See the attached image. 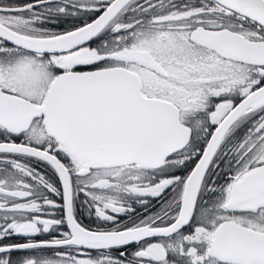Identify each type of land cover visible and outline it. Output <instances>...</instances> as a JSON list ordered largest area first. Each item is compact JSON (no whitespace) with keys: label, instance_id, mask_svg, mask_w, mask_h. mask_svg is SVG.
<instances>
[{"label":"snow or ice","instance_id":"6c2138e0","mask_svg":"<svg viewBox=\"0 0 264 264\" xmlns=\"http://www.w3.org/2000/svg\"><path fill=\"white\" fill-rule=\"evenodd\" d=\"M0 264H264V0H0Z\"/></svg>","mask_w":264,"mask_h":264},{"label":"flooded vegetation","instance_id":"af4514ba","mask_svg":"<svg viewBox=\"0 0 264 264\" xmlns=\"http://www.w3.org/2000/svg\"><path fill=\"white\" fill-rule=\"evenodd\" d=\"M23 2H29V0H23ZM37 167L41 168V170H43V166L42 165H37ZM54 199H56L58 202H60V197H53ZM153 203L155 204L156 201H153ZM138 211H141L140 209H138ZM85 223H88L89 221L87 219H85L84 221Z\"/></svg>","mask_w":264,"mask_h":264}]
</instances>
